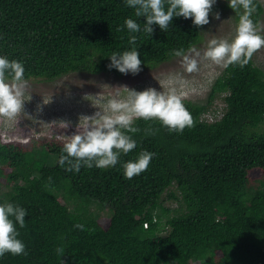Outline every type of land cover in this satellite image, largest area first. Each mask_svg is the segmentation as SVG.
I'll use <instances>...</instances> for the list:
<instances>
[{
  "label": "trees",
  "instance_id": "obj_1",
  "mask_svg": "<svg viewBox=\"0 0 264 264\" xmlns=\"http://www.w3.org/2000/svg\"><path fill=\"white\" fill-rule=\"evenodd\" d=\"M253 2L257 25L263 5ZM128 18L140 32L127 30ZM144 23L126 0H0V56L21 62L25 79L122 75L108 67L113 52L135 48L141 70L150 69L201 38L191 18L173 17L167 32L154 24L151 35ZM220 96L223 116L202 120ZM182 102L194 127L173 132L157 119H136L139 131L126 133L136 147L105 169L61 167L67 138L39 135L26 144L0 134V204L27 213L25 227L14 221L27 255L5 253L0 264H264V68L253 54L243 67H223L203 99ZM142 151L154 154L147 170L125 179L123 163Z\"/></svg>",
  "mask_w": 264,
  "mask_h": 264
},
{
  "label": "clouds",
  "instance_id": "obj_2",
  "mask_svg": "<svg viewBox=\"0 0 264 264\" xmlns=\"http://www.w3.org/2000/svg\"><path fill=\"white\" fill-rule=\"evenodd\" d=\"M215 3L216 0H126L127 6L135 10L136 17L146 18L143 32L150 35L154 31V24L167 32L173 17L191 18L197 27L207 25ZM228 7L239 17L235 35L230 40L213 38L203 53L193 49L194 55L185 54L183 49L174 50L175 56L182 57L180 64L186 72L198 70V59L211 61L224 68L231 64L243 67L256 51L264 47V36L259 34L262 29L251 19L256 11L253 0H229ZM214 17L220 19V13L215 12ZM124 23L130 33L141 31L140 24L131 18ZM136 41V35L129 36V44L134 45ZM110 61L109 69L115 68L122 74L136 75L141 71L142 62L139 51L135 48L122 53L113 52ZM24 73L21 62L0 56V117L14 119L22 111L23 97L28 89ZM125 89L126 98L109 100L104 112L97 111L93 116H82L77 132L66 136L63 154L58 161L66 171L78 173L81 166L100 169L115 166L121 153L127 154L136 147L135 140L126 134L139 131L133 127L136 119H157L173 132L194 127L195 121L191 113L184 106L182 98L175 93H164L154 88L143 91L127 87ZM67 127L68 122H64L63 128ZM153 155L142 151L135 162L123 163L125 179L130 180L146 171ZM26 214L23 207L13 203L0 204V257L5 253L27 255L25 244L17 238L19 232L14 223L17 222L21 228L25 227ZM153 221L155 222V217ZM76 227L82 230L84 228L79 224ZM56 251L58 255H63L62 248H57Z\"/></svg>",
  "mask_w": 264,
  "mask_h": 264
},
{
  "label": "rangeland",
  "instance_id": "obj_3",
  "mask_svg": "<svg viewBox=\"0 0 264 264\" xmlns=\"http://www.w3.org/2000/svg\"><path fill=\"white\" fill-rule=\"evenodd\" d=\"M229 2L216 0L215 4ZM263 12L257 24L264 36V0ZM220 13L215 19L214 13ZM209 24L203 25L201 38L185 54L194 55L193 49L203 51L213 38L231 39L238 24L234 11L230 8L214 7L209 14ZM182 57H173L154 68L142 69L138 74L116 75L112 72L88 73L72 72L52 81L30 78L24 94L22 111L14 118L0 117V134L7 139H19L26 144L33 143L39 135H57L62 138L77 132V125L82 116H93L97 111L104 112L109 100L126 98L129 89L143 91L154 88L164 93H175L182 100L203 99L211 83L223 67L211 61L198 59V70L186 72L180 64ZM257 65L264 68V47L254 53ZM64 122L68 127L63 128ZM264 130V121L259 127ZM47 163L52 165L53 154L46 155ZM91 208L103 216H109L107 206L93 202ZM196 264V262H192Z\"/></svg>",
  "mask_w": 264,
  "mask_h": 264
},
{
  "label": "built area",
  "instance_id": "obj_4",
  "mask_svg": "<svg viewBox=\"0 0 264 264\" xmlns=\"http://www.w3.org/2000/svg\"><path fill=\"white\" fill-rule=\"evenodd\" d=\"M225 105L226 102L222 96L216 98L213 101L211 107H209V109L201 115V119L206 122H214L216 120H219L224 114Z\"/></svg>",
  "mask_w": 264,
  "mask_h": 264
}]
</instances>
